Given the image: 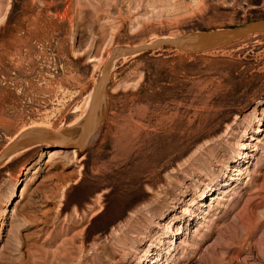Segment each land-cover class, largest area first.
<instances>
[{
    "label": "rangeland",
    "instance_id": "1",
    "mask_svg": "<svg viewBox=\"0 0 264 264\" xmlns=\"http://www.w3.org/2000/svg\"><path fill=\"white\" fill-rule=\"evenodd\" d=\"M260 18L264 0H0V151L73 123L115 46ZM111 70L76 154L0 165V264H264V33Z\"/></svg>",
    "mask_w": 264,
    "mask_h": 264
},
{
    "label": "water",
    "instance_id": "2",
    "mask_svg": "<svg viewBox=\"0 0 264 264\" xmlns=\"http://www.w3.org/2000/svg\"><path fill=\"white\" fill-rule=\"evenodd\" d=\"M260 33H264V18L250 20L239 26L195 30L181 33L179 36L163 35L131 46H115L109 51L107 59L101 66L100 74L92 86L89 104L79 124L78 134L75 137L67 136L63 128L52 130L43 126L25 129L0 151V165L13 153L38 145L61 150L79 149L86 145L95 136L106 110L111 68L116 60L164 48L188 53L205 52L241 40L245 36Z\"/></svg>",
    "mask_w": 264,
    "mask_h": 264
},
{
    "label": "bare ground",
    "instance_id": "3",
    "mask_svg": "<svg viewBox=\"0 0 264 264\" xmlns=\"http://www.w3.org/2000/svg\"><path fill=\"white\" fill-rule=\"evenodd\" d=\"M169 36H171V35H169ZM156 37V36H155ZM157 38V37H156ZM154 39V38H153ZM152 40V39H151ZM125 58V57H124ZM90 94H91V91L88 93V96H87V98H86V101L84 102V103H86V105H85V109H84V111L82 112V114L79 116V117H77V119L73 122V123H71L70 125H68L65 129H64V132H65V135H67V136H72V137H75L77 134H78V132H79V124H80V122L82 121V117H83V114L85 113V110H86V108H87V106H88V101H89V98H90ZM86 97V96H85ZM84 105V104H83ZM82 107H84V106H82ZM26 150V149H25ZM73 151V153L74 154H76V152L74 151V149H72ZM21 151H23V150H21ZM20 151V152H21ZM20 152H17V153H20ZM55 152V151H54ZM58 152V151H57ZM57 152H55V153H57ZM17 153H13V155H11V156H8L6 159H5V161H4V163L7 161V160H9V159H11L13 156H15V155H17ZM51 154H54L53 152H51ZM59 154V153H58ZM55 155V154H54ZM78 221H79V219H78ZM67 224V223H66ZM75 224V223H74ZM73 224V225H74ZM68 229H70L71 227L70 226H68L67 227Z\"/></svg>",
    "mask_w": 264,
    "mask_h": 264
}]
</instances>
